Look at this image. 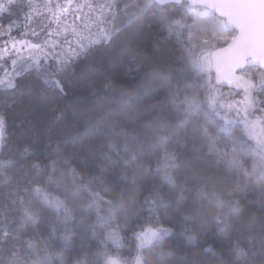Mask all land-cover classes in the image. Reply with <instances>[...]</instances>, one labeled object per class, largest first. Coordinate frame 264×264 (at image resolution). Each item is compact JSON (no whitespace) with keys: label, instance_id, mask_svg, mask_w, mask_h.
Segmentation results:
<instances>
[{"label":"snow or ice","instance_id":"1","mask_svg":"<svg viewBox=\"0 0 264 264\" xmlns=\"http://www.w3.org/2000/svg\"><path fill=\"white\" fill-rule=\"evenodd\" d=\"M15 2L6 0L7 5ZM231 2L243 5L249 0ZM259 2L264 4V0ZM27 3V9L19 15L0 16V91L17 89L26 77L35 75L42 94L44 89H51L54 98L64 94L65 75L74 71L81 59L111 45L115 26L127 15L118 8L117 0H27ZM4 10V0H0V12ZM146 12V8H139L128 23L142 19ZM229 15L236 34L224 51L234 52L245 61V66L250 61L257 68L256 77L264 82V60L256 58L258 51L264 52V21L253 34L242 7L231 8ZM153 71L159 74L158 68ZM110 85L111 80L105 88ZM228 87L225 95L208 81L203 94L206 110L201 108L199 94L185 96L178 102V94L170 92L166 102L177 113L175 123L158 113L143 122L142 127L151 130L143 136L117 119V109L100 108L95 115L85 118L84 127L71 139V149L66 152L57 143L43 159L34 155L35 141L10 142L7 116L0 111V264H57V260L59 264H124L120 256L126 247L122 229L140 213L147 215L145 222L135 225L132 232L136 241L135 264H146L144 251L156 246L161 248L162 255H173L164 248V238L173 229L161 222L159 213L160 208L167 209L170 203L164 201L156 186L144 194L139 209H131L137 202V192L142 191L138 181L150 171L160 172L162 181L178 189V201L184 199L185 183L191 179L199 188L196 201L208 200L220 209L211 216L217 235L230 238L232 224L244 207L242 201L264 209V198L256 201L248 198L253 184L264 197V87L258 89L255 99L250 95L251 85L243 79L230 82ZM27 91L31 92L30 85ZM24 94L22 90L20 95ZM131 95L121 92V97ZM126 104L127 100L120 110ZM52 111L56 119L64 116V110L55 103ZM189 125L206 148L207 167L223 166L234 175V186L226 194L213 186L209 195L202 185L210 176H185L177 184L174 170L180 164L170 145L185 146ZM116 136L121 137L119 147ZM146 142L150 148L162 150L159 155L151 154V164L137 155V150L143 152ZM49 146L45 144L46 148ZM97 146L103 150L92 165L95 171L90 172L89 161L95 157ZM245 159L251 161L249 166H245ZM118 189L127 192L126 200ZM46 216L49 231L42 235L39 225ZM184 219L192 221L194 217L185 214ZM257 219L255 213L250 215V230ZM260 219L259 237L250 231L247 248L239 238L234 239L232 261L220 258L216 264H243L254 240L260 244V254L264 256V217ZM206 224L204 221L198 230H190L186 241L194 246L207 232ZM202 251L220 255L210 244ZM190 264L211 262L194 257Z\"/></svg>","mask_w":264,"mask_h":264},{"label":"trees","instance_id":"2","mask_svg":"<svg viewBox=\"0 0 264 264\" xmlns=\"http://www.w3.org/2000/svg\"><path fill=\"white\" fill-rule=\"evenodd\" d=\"M4 3L5 10L0 12V16L19 15L20 11L26 10L28 6L27 0H16L11 5H7L4 0ZM117 5L127 15H124L115 26V38L112 44L102 46L95 53L81 59L74 66V71H69L65 75L64 94L55 95L54 98L51 89H44L42 94V86L35 75L26 77L17 89L0 91V111L7 116L10 142L23 144L35 141L37 150L34 155L41 159L46 158L51 152V147L57 143L67 152L72 148V137L84 127L85 118L88 115H95L98 109L106 107L117 109V119L129 129H136L143 136L146 131L151 133V130L142 127L143 122L158 113L169 122L175 123L177 113L166 102L170 92L178 94V102L185 96L191 98L199 94L201 108L206 110L207 104L203 94L208 81H212L214 87L217 86L220 90H229V84L218 78L212 64L201 60L199 46L189 36L192 26L199 25L202 30L198 19L224 21L222 18L204 7H191L183 1L159 5L153 0H117ZM139 8H146V14L142 19H134L129 24L128 20ZM234 33V29L226 27L223 34L225 39L216 41L213 48L216 49L225 44ZM157 68L159 74L153 71ZM254 69V66H243L231 83H234L236 78H245V74ZM241 72H244L243 76ZM161 76L167 79L162 80ZM251 78H253L254 86L251 91L257 93L262 82L254 77ZM109 80L111 85L105 88ZM29 85L31 92L27 91ZM22 90L25 91L24 95H20ZM121 92L132 95L130 98L121 97ZM125 100L127 104L123 110H120ZM54 103L64 110V116L60 119H56V114L52 111ZM181 107H183L182 104ZM187 131L189 135L184 137L183 148L175 143L170 145L177 152V162L180 164V167L174 170L177 184L183 182L185 176H210L211 179L205 180L202 185L209 195L213 186L218 192L226 194L234 186V175L225 171L223 166L218 169H209L206 164L208 160L206 148L201 145L199 136L191 132V125ZM120 140L121 137L116 136L118 147ZM45 144L50 146L46 148ZM102 150L99 146L94 149L95 157L89 161L88 165L90 172L95 171L92 165ZM161 151V149L150 148L146 142L143 152L137 150V155L142 156L145 163L151 164L153 162L151 154L159 155ZM124 154L127 155V153ZM244 163L245 166H249L251 161L245 159ZM160 176V172L150 171L143 180L138 181V187L142 191L137 192V202L131 206V209H139L144 194L151 192L153 185L156 186V191L164 201L170 203L167 209L160 208L159 213L161 222L173 229L172 233L164 238L165 250L171 251L173 255H162L159 246L150 250L146 249L144 251L146 264L148 261L152 264H190L194 257L211 264H216L220 258L230 262L233 259L232 241L234 239L239 238L243 246L247 248V237L250 231L259 237L262 230L260 218L264 217V209L256 203L242 201L244 207L241 215L232 224L231 237L225 239L217 235L215 224L211 221V216L220 209L208 200L196 201L199 188L191 179L185 183L184 199L178 201V189L162 181ZM117 191L125 200L127 199V192L124 189ZM248 198L256 201L264 197H261L258 187L253 184L248 192ZM177 204H179L178 208ZM252 213H255L258 219L250 230L249 217ZM185 214L192 215L194 219L186 221ZM146 215V213H140L128 223L125 229H122L126 247L120 256L124 264H135L136 241L132 232L135 225L145 222ZM204 221H207V232L197 240L194 246L189 244L185 236L190 230H198ZM87 222L85 220V224ZM47 225L46 216L39 225L42 235L48 234ZM209 244L220 254L219 256L205 254L202 251ZM262 262H264V256L260 254V244L254 240L243 264H262ZM57 264H59L58 260Z\"/></svg>","mask_w":264,"mask_h":264},{"label":"water","instance_id":"3","mask_svg":"<svg viewBox=\"0 0 264 264\" xmlns=\"http://www.w3.org/2000/svg\"><path fill=\"white\" fill-rule=\"evenodd\" d=\"M159 5H165L169 3L186 2L189 6L204 7L215 15L222 18L225 25L234 29L236 34L235 25L232 23V18L229 15V11L233 7H242L247 14V20L250 31L254 34L258 24L264 21V4H261L259 0H249L248 3L243 5H235L231 0H153ZM231 36V37H232ZM230 37V38H231ZM230 40V39H229ZM229 40L222 46L217 47L211 53V60L213 69L216 72L218 78L224 83L229 84L235 78L236 73L245 66V61L239 58L234 52L224 51ZM256 58L258 61L264 60V52H257ZM248 65L253 66L251 62ZM255 67V66H254Z\"/></svg>","mask_w":264,"mask_h":264},{"label":"rangeland","instance_id":"4","mask_svg":"<svg viewBox=\"0 0 264 264\" xmlns=\"http://www.w3.org/2000/svg\"><path fill=\"white\" fill-rule=\"evenodd\" d=\"M198 22L199 23L201 22L200 24H201L202 30H200L199 25L192 26L190 28L189 36L191 39H193L194 43H196L199 46L200 54H201V60H203L205 63L212 64L211 53L214 50L213 44L218 40L222 41L225 39V36L223 34L226 31L227 26L225 25L224 21L215 20V19H208V18L207 19H205V18L198 19ZM256 72H257V68L255 67L254 70L245 74V78L241 77V79L244 78L243 80L247 81L251 85L250 95L252 96V94H253V96H252L253 99L256 98L257 93H255V92L253 93L251 91V89L254 88L253 83H252L253 78H251V77H254V79H258L255 75ZM241 73H242L241 76H243L244 72H241ZM241 79L236 78V81L241 80ZM262 84L264 87V82H262ZM262 84H261V87H262ZM214 88L216 89L217 92H221L225 95H227V93L229 91L227 89L226 90H223V89L220 90L219 87H217V86H215ZM251 92H252V94H251ZM258 134H259V132H258Z\"/></svg>","mask_w":264,"mask_h":264},{"label":"clouds","instance_id":"5","mask_svg":"<svg viewBox=\"0 0 264 264\" xmlns=\"http://www.w3.org/2000/svg\"><path fill=\"white\" fill-rule=\"evenodd\" d=\"M148 264H152V262L151 261H148Z\"/></svg>","mask_w":264,"mask_h":264}]
</instances>
